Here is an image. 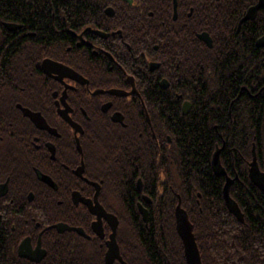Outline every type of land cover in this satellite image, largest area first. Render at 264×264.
<instances>
[{"label": "flooded vegetation", "instance_id": "1", "mask_svg": "<svg viewBox=\"0 0 264 264\" xmlns=\"http://www.w3.org/2000/svg\"><path fill=\"white\" fill-rule=\"evenodd\" d=\"M77 2L83 4V0ZM136 2L113 0V6L104 9L105 23L90 26L74 20L77 4L73 0H0L3 264H41L49 251H60L58 246L64 244L73 247V240H79V244L83 240L86 249L103 251L101 264H123L117 257H107L115 226L113 215L118 219L116 241L120 254L129 264L118 238L120 218L110 210L117 206L116 189L105 187L109 174H104L100 160L103 154H109L118 167L120 164L119 171L127 182L136 173H144L145 169H140L151 161V148L154 156L161 158L166 151L165 141H170L163 130L166 121L153 113L165 106L156 103L153 96L161 92L166 100L172 97L173 102H181L186 113L192 104L183 98L181 89H171L170 73H182L178 78L185 88L186 75L193 78L196 89H189L192 94H212L215 89L199 88L201 74L202 69L205 72L218 64V57L190 55L192 51L199 53L214 47L209 30L196 29L193 43L182 42L185 25L189 24L187 17L194 13L191 5L187 8L184 0H177L176 8L172 0L161 7L163 21L157 30L168 26L166 34L171 21L177 23V45L171 35L161 33L159 42L153 43V12L144 14V7ZM13 14L20 18H13ZM253 19L255 16L249 20ZM202 33L209 34L211 44L199 37ZM29 42L35 43V55L24 57ZM256 45L264 46V35L256 40ZM90 68L97 78L95 82L91 81L94 75ZM210 78L203 74V81ZM153 79L158 80L160 88L153 86ZM241 89L247 91V86L242 85ZM242 91L240 95H244ZM90 127L116 132L129 129V137L101 138L93 131L88 134ZM127 146L129 166L123 167L119 153ZM137 186L143 192L141 178ZM142 201L150 204L152 200L143 193L138 201L143 219L148 221ZM101 206L113 215L95 214Z\"/></svg>", "mask_w": 264, "mask_h": 264}, {"label": "trees", "instance_id": "2", "mask_svg": "<svg viewBox=\"0 0 264 264\" xmlns=\"http://www.w3.org/2000/svg\"><path fill=\"white\" fill-rule=\"evenodd\" d=\"M171 1L136 2L139 6L142 4L144 14L153 12L150 16L156 25H152L153 43H158V35L165 34L168 28L157 30L163 21L161 7ZM73 2L77 4L74 20L90 26L104 24L107 18L104 9L113 6V0ZM184 2L187 8L190 5L194 8V13L193 17H187L189 24L185 25L182 42L193 43L192 39H197L196 29L209 30L214 37L212 49L199 53L192 51L190 55L218 57V64L211 65L205 72L202 69L199 85V88L216 91L206 95L192 94L189 89H196L194 79L186 75L185 88L178 78L182 73L177 76L176 71L171 72V89H181L183 98L189 99L192 107L185 113L181 102H173L172 97L168 96L166 100L161 92L153 96L156 103L165 106L163 110L153 111L166 121L163 130L170 141H165V155L163 152L161 158H157L151 148V161L140 169L145 172L136 173L130 182L124 180L125 176L119 171L120 164L118 167L109 154H103V161L99 159L104 174H109L105 187L116 189L117 206L110 210L120 218L121 250L129 264H187L183 242L176 230L175 207L180 198L194 225L203 264H264V187H260L264 185V46L256 45V40L264 35V9L258 11L255 19L243 23L237 33L239 19L257 0ZM11 16L20 18L17 14ZM140 22L143 23L136 20V23ZM171 23L166 34L178 45L177 23ZM26 47L24 57L35 55L34 42H29ZM22 63L26 65L27 61ZM89 72L94 75L91 81H97L91 68ZM204 73L211 77L210 80L203 81ZM258 81L261 84L258 85ZM152 83L160 88L157 79ZM242 85L247 86V91H242ZM241 91L244 95H240ZM154 128L158 129L156 125ZM92 131L101 138L129 137V129L116 132L110 128H88V134ZM121 150L119 162L128 167L129 146ZM217 151L220 166L214 165ZM255 170L260 173L255 175ZM114 172L116 176H113ZM228 177L232 179L229 186L231 202H227L224 193ZM139 178L143 182V192L138 190ZM143 193L152 200L150 204L142 201L148 211V221L143 219L138 204ZM72 243L73 247L64 244L58 246L60 251H49L41 264L104 263L103 251L86 249L83 240L80 244L79 240ZM2 254L0 264H3Z\"/></svg>", "mask_w": 264, "mask_h": 264}, {"label": "water", "instance_id": "3", "mask_svg": "<svg viewBox=\"0 0 264 264\" xmlns=\"http://www.w3.org/2000/svg\"><path fill=\"white\" fill-rule=\"evenodd\" d=\"M174 4H175V7L177 8V0H174ZM263 7H264V0H258V2L256 4L251 6L248 9L247 13L240 20L239 25H238V30L244 21L252 18L257 13V11ZM175 14H176V12H175ZM199 37L202 38L203 40H206L209 44H211L212 39L208 33H202L199 35ZM218 160H219V151H217L214 155L215 165L218 163ZM229 183H230V179H228V182L226 183L225 188H224V192H225V196H226L227 200L229 199V193H228ZM96 210L97 211L95 212V214H97L99 216L104 215L106 217H109V216L113 215V214L108 213L103 206L97 207ZM112 217L114 218L115 226H114L113 232L111 234V239L108 243L109 244V251L107 252V257H112V258L117 257L122 261L123 264H126V262H124L121 254H120V248H119V245L116 241L118 219L115 215H113ZM175 217H176V229H177L179 236L181 237V239L183 241L185 258L187 260V263L188 264H203L200 249H199V246H198V243L196 240V236L194 233V226H193V224L189 218L188 212L182 207L181 200H179V202L175 208ZM68 229L82 232L78 228L68 227ZM95 229H96V227H95ZM101 231H102V229L100 230V232ZM43 254L44 253H42L40 258L43 257ZM37 260H39V259H37Z\"/></svg>", "mask_w": 264, "mask_h": 264}]
</instances>
